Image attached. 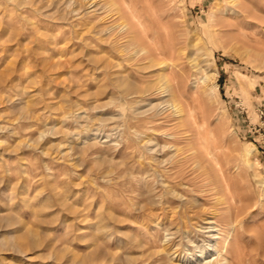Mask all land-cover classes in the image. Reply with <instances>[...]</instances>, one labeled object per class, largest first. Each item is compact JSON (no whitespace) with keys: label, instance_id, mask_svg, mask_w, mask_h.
Masks as SVG:
<instances>
[{"label":"rangeland","instance_id":"374dc122","mask_svg":"<svg viewBox=\"0 0 264 264\" xmlns=\"http://www.w3.org/2000/svg\"><path fill=\"white\" fill-rule=\"evenodd\" d=\"M130 1L159 37L122 53L113 12L0 0V264H264V0Z\"/></svg>","mask_w":264,"mask_h":264},{"label":"bare ground","instance_id":"6f19581e","mask_svg":"<svg viewBox=\"0 0 264 264\" xmlns=\"http://www.w3.org/2000/svg\"><path fill=\"white\" fill-rule=\"evenodd\" d=\"M82 1H83V3H82ZM101 1H103V0H101ZM230 1H232V3L237 2L236 0H230ZM98 2H100V1H98ZM80 3H82L81 5L84 6L85 9L92 7L91 11L97 13V15H98L97 18H99V20H101V21H103L104 18L105 19L107 18L106 14H108V12H113V14H115L116 18L118 19V22L114 25L105 27L100 32H103V34L106 35V38L112 39V43L114 45H116L114 48L115 49L119 48L118 52L124 53V52H126V50H128L122 44L123 41L128 43V44H135L136 43V44L144 45L146 43L149 47L155 42L156 37L157 36L159 37V35H157V32H151L150 31L151 28H149V26L147 25V23L148 24L151 23L148 20L151 17L147 19V16L142 15V12H144L143 7L141 9H138L136 4H134L130 0H105L101 4L95 3V0H80ZM72 11H77V10L73 9ZM108 16H110V15H108ZM106 21H108V20H106ZM134 39H135V41H134ZM146 48L142 47L141 50H139V51H141L140 53H144L145 59H150L149 63H151V64L156 61V59H155L156 56H158V55L162 56L163 55V57H164V55L166 53H168V51L165 52V49H164L165 45H164V47L162 46L163 51L161 50V48L159 46L158 47L154 46V49L153 48L150 49L151 47L147 48V49ZM138 54H139V52H138ZM169 54H170V52H169ZM123 56H125V54H123ZM158 57L160 58V56H158ZM125 58H126V56H125ZM196 62H197V60H196ZM152 65H159L158 68L161 72L158 74L159 79H163L167 83H169L171 81L172 76H173V72H175V71L172 72V70H170L171 67L168 64L164 63L163 61H157V62H155V64H152ZM164 86L161 87L160 89L155 88L154 90L158 91L160 95L163 94V96H164L165 93L169 92L168 89H166V87H164ZM160 104L161 103H158V105H160ZM176 104L177 103H175L174 101L164 102V105H166L167 108L168 107L174 108V110L178 114L181 112V109ZM204 224L207 225L206 226L207 230L206 229L205 230L207 232H209V234L207 237V241L205 243H202L199 246L194 245V248L197 249L196 250L197 255H195V259H194L195 262L199 259L200 256H202V254L203 255L207 254L208 251H211V252H213V254L218 255L220 248H221V247L219 248V239L221 238L220 237L221 231L219 230V228H217L215 221L206 218L204 220ZM204 228H205V226H204ZM223 251H224V253L227 252L226 248ZM212 257H213L212 259H209L208 261H206L203 264H207V263L212 264L211 261L218 256H216L215 258H214V256H212ZM180 261H181V264H193L192 263L193 261L187 262L184 259H181ZM197 264H201V261L197 262ZM220 264H231V263L227 262V260H223V262H220Z\"/></svg>","mask_w":264,"mask_h":264}]
</instances>
